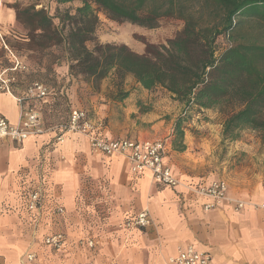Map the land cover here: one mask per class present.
Instances as JSON below:
<instances>
[{
    "label": "crops",
    "instance_id": "obj_1",
    "mask_svg": "<svg viewBox=\"0 0 264 264\" xmlns=\"http://www.w3.org/2000/svg\"><path fill=\"white\" fill-rule=\"evenodd\" d=\"M15 1L5 0L4 5L0 0L1 29L17 23L14 9L8 7ZM109 84V77L102 80L101 91L87 111L96 134L128 137V131L118 132L119 122V127L121 123L136 127L132 138H171L174 100L170 92L162 87L145 89L132 75L114 91ZM13 91L24 98L27 88ZM120 92L128 94L119 96ZM66 94L72 109L78 108L76 91L68 88ZM22 106L32 107V100L26 97ZM20 110L21 103L0 93V113L12 124L19 123ZM58 134L60 129L53 127L21 143L6 140L0 145V262L169 264L178 247L192 244L209 251L212 264H264V211L250 204L264 202V195L255 197L253 190L229 186V197L248 205L235 210V204L227 201L205 210L202 197L182 187L162 186L149 171L135 174L122 157L94 153L85 135L67 132L58 142ZM179 155L170 144L166 161L177 175L174 165ZM42 159L47 170L45 209L35 217L25 209L24 195L37 178ZM58 206L64 208L63 214H55ZM144 209L153 217L151 226L132 231L118 228L126 216ZM56 230L66 234L62 249L42 243L45 235ZM86 237H98L100 244L80 246L78 240ZM29 253L36 256L31 261Z\"/></svg>",
    "mask_w": 264,
    "mask_h": 264
},
{
    "label": "trees",
    "instance_id": "obj_2",
    "mask_svg": "<svg viewBox=\"0 0 264 264\" xmlns=\"http://www.w3.org/2000/svg\"><path fill=\"white\" fill-rule=\"evenodd\" d=\"M19 1L9 7L30 40L40 48L61 46L72 75L96 83L114 71L119 85L132 75L145 89L162 87L182 103L169 138L175 151L186 149L185 124L191 114L211 108L227 112L224 140H239L251 129L264 142V43L234 38L245 20L264 28V0H53L80 3L59 16ZM100 12L119 24L150 29L164 18L184 25L167 44L145 43V51L138 53L126 44L96 41ZM223 36L228 45L221 49Z\"/></svg>",
    "mask_w": 264,
    "mask_h": 264
},
{
    "label": "rangeland",
    "instance_id": "obj_3",
    "mask_svg": "<svg viewBox=\"0 0 264 264\" xmlns=\"http://www.w3.org/2000/svg\"><path fill=\"white\" fill-rule=\"evenodd\" d=\"M19 2L36 5L37 8H46L55 16L67 10L74 12L80 6L77 1L62 4L53 0H20ZM3 3L7 4L5 0ZM98 16L99 23L95 33L98 43L126 44L138 53L145 51V43L167 44V41L175 37L184 25L180 19L164 18L159 27L150 29L130 23L119 24L111 21L101 12ZM255 24L256 22L252 20H245L239 32L234 33L235 40L258 39L264 43V28ZM93 45L94 43H88L90 48ZM227 45L228 38L220 37L219 47L223 49ZM18 63L25 68L18 67L14 70ZM1 74L5 77L15 76L13 88L16 91L25 90L34 82L43 83L47 87L49 94L46 99L32 100V106L42 113L45 129L53 127L60 129L67 124L72 110L66 94L68 88L76 91L80 105L78 108L90 112L96 93L101 91L103 80L93 83L87 82L80 75H72L62 47H38L30 40L28 30L18 21L9 28L0 27ZM108 77L109 86L113 87L111 91H114L116 85L121 83V78L114 71ZM173 104L172 116L175 120L183 112L184 105L177 101ZM226 117L227 112L218 108L191 114L190 120L185 124L186 149L182 152L176 151L180 155L174 165L175 171L185 182L194 183L201 178H224L230 187L250 189L254 191L255 197H260L264 195V142L261 134L247 129L241 133L239 140H224L222 130ZM117 126L118 132L128 131L125 136L129 138L133 137L131 134L138 132L136 127H125L123 123L119 127L118 122Z\"/></svg>",
    "mask_w": 264,
    "mask_h": 264
},
{
    "label": "built area",
    "instance_id": "obj_4",
    "mask_svg": "<svg viewBox=\"0 0 264 264\" xmlns=\"http://www.w3.org/2000/svg\"><path fill=\"white\" fill-rule=\"evenodd\" d=\"M23 67L20 63L14 68ZM16 81L15 76L5 77L0 75V93H6L21 103L20 121L12 124L3 114L0 113V145L3 141L10 140L21 143L33 136L43 134L46 129L43 125L42 113L35 107L24 108L22 106L24 99L27 97L33 99H46L49 92L47 87L40 82L32 83L26 92V96L19 97L13 91V83ZM67 132H77L85 135L90 142L91 150L96 154L105 156H119L127 160L131 171L135 174H141L149 171L154 181L162 186L170 188L182 187L191 194L204 199L203 207L205 210H212L224 202L232 201L235 210L243 209L247 202L240 199H231L228 195L229 183L224 178H217L210 183H193L185 182L174 172L171 165L166 161V156L170 147L169 138L160 139H136V138H107L99 136L93 131L87 111L79 108L72 109L66 125L60 128V134L56 140H64V134ZM41 169L37 178L30 183V187L24 195L25 209L35 217L39 216L45 209V187L47 185L46 161L41 160ZM252 206L264 211V202L250 203ZM63 207L58 206L55 214H63ZM153 224V217L148 209H144L136 214L126 216L118 224V228L125 231L143 229ZM38 225V219L36 220ZM66 234L62 230H56L45 235L42 243L52 249H62L66 245ZM80 246L94 248L100 244L98 237H86L78 240ZM34 253H29V261L35 258ZM213 257L209 251L196 248L192 244L178 247L175 255L168 259L169 264H212ZM0 264H5L0 262ZM16 264H25L21 261Z\"/></svg>",
    "mask_w": 264,
    "mask_h": 264
}]
</instances>
